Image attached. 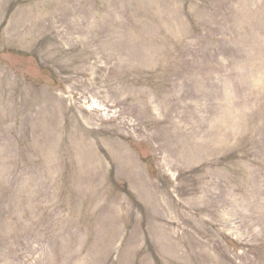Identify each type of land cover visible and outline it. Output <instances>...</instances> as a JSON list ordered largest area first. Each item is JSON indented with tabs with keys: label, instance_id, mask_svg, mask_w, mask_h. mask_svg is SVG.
Wrapping results in <instances>:
<instances>
[{
	"label": "rangeland",
	"instance_id": "1",
	"mask_svg": "<svg viewBox=\"0 0 264 264\" xmlns=\"http://www.w3.org/2000/svg\"><path fill=\"white\" fill-rule=\"evenodd\" d=\"M0 264H264V0H0Z\"/></svg>",
	"mask_w": 264,
	"mask_h": 264
}]
</instances>
